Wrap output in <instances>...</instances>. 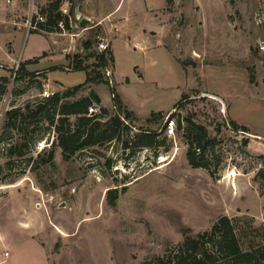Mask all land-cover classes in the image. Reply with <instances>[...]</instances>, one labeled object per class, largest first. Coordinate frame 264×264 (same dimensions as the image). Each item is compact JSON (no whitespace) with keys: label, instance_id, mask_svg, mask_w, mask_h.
<instances>
[{"label":"rangeland","instance_id":"1","mask_svg":"<svg viewBox=\"0 0 264 264\" xmlns=\"http://www.w3.org/2000/svg\"><path fill=\"white\" fill-rule=\"evenodd\" d=\"M51 1L0 0V264H140L222 215L236 219L243 247L263 241L264 181L256 173L264 167V0H225L234 22L228 34L221 33V0H199L201 14L194 0H171L162 13L164 43L176 61L164 47L145 43L142 51L119 42L114 64L105 66L111 73L114 67L110 81L97 65L95 43L111 37L100 26L27 28L30 7L45 20ZM80 2L73 0L74 11ZM77 57L85 70L74 69ZM85 71L96 80L66 100L98 93L105 105H92L95 113L108 110L98 118L106 121L114 115V91L115 107L130 124L118 139L63 159L40 115L6 126L7 110L33 107L45 92L82 82ZM167 116L178 122L171 137L164 135ZM188 120L214 139L204 152L208 169L186 159ZM229 120L247 131L232 129ZM143 129L157 131L160 142L135 148L133 137ZM10 141L23 155H8ZM51 149L52 161L43 163Z\"/></svg>","mask_w":264,"mask_h":264},{"label":"trees","instance_id":"2","mask_svg":"<svg viewBox=\"0 0 264 264\" xmlns=\"http://www.w3.org/2000/svg\"><path fill=\"white\" fill-rule=\"evenodd\" d=\"M60 2L61 0L49 2L47 10L45 9L46 18L44 21L37 23L38 28L40 27L46 31H51L53 27L58 28L57 22L62 18L58 10ZM166 3L171 4V0H166ZM41 13H44V10H41ZM73 13L74 4L71 2L70 14L73 15ZM64 28L69 29L66 20ZM31 32L37 31L33 29ZM97 34L98 31H95L82 42L84 49L91 46L93 41L91 38L94 39ZM107 54L108 59L106 58ZM96 57L98 59L97 65L103 67L106 66L107 60H113L110 50L99 52ZM27 61L31 62L33 60L29 59ZM76 62L74 65L75 70H85L87 68L79 58L76 59ZM95 80L94 76L87 73L82 83L65 88L63 91L53 92L51 95L39 99L33 107L26 104L24 107H13L7 110L5 113L6 126L15 128L18 122L21 126L25 123V120L40 115L41 118L45 119L48 126L54 130L56 136L52 145L60 147L63 159H69L85 147L118 139L120 128L123 126L126 130H130V124L127 122V116H121L120 110L115 107L116 102L119 103V99L114 91L112 95L114 115L106 121L98 120V118L108 113V110L104 107L101 108L99 113H88L89 106L100 102L97 94L91 92L87 96L72 101L66 100V98L73 96L84 84ZM98 80L101 81V78ZM71 116L74 118L73 122L70 120ZM228 124L232 129L247 131L246 126L239 125L234 120H229ZM186 130L190 132V138H192L188 142L185 153L188 163L192 167L208 169L209 164L204 152L208 144L211 147L213 146L214 139L207 138L204 128L194 124L191 125L189 120ZM156 135L157 131L155 130H141L133 137L135 148L155 146L160 142L157 140ZM131 142L132 140H125V147H130L129 143ZM17 145L13 141L8 142L6 149L8 155H23L22 149L17 150ZM52 159L53 149L43 158V163H49ZM256 177L264 181V167L257 171ZM109 201L113 203V198ZM235 220L222 215L211 224L208 230L193 234L186 230L182 240L177 245L168 248L161 255L143 260L140 264H264V232L259 234L260 239H263V241L254 242V240H249L246 246L243 247L235 230V222H233ZM251 230L252 232H258V229L252 226ZM244 234L247 235L248 233L245 232Z\"/></svg>","mask_w":264,"mask_h":264},{"label":"crops","instance_id":"3","mask_svg":"<svg viewBox=\"0 0 264 264\" xmlns=\"http://www.w3.org/2000/svg\"><path fill=\"white\" fill-rule=\"evenodd\" d=\"M209 1L216 3L218 0ZM221 1L225 5L223 12V21L225 22V27L221 30V33L228 34L227 31L229 28L227 25H232L234 22L231 20V18H228L230 13L228 10H226L228 7H226L225 0ZM194 2L201 14L202 7L199 3V0H194ZM29 4L30 0H28V6ZM79 4L78 11L81 15L90 19V27L100 26V30L104 35L109 37L111 36L109 41V49L113 56V64L115 62L116 45L119 42H123V44H125L127 47H130L128 44L131 42V46L134 49L138 48L142 51L147 50L148 45L153 44L155 46L164 47L167 54L170 55L174 61H176L169 53V50L165 45L166 43H164L169 39L167 36L169 35V32H167V28L165 27V24H163L166 19L162 14L164 11H166V0H113L112 3L108 0H81ZM20 6L22 7V10L25 9L24 5L20 4ZM17 7L19 6L17 5ZM12 9L15 8L13 7ZM25 10L27 12L28 8ZM201 23L203 24V21ZM114 28H117V30H114ZM165 34L167 35L165 36ZM150 39H152V41H150ZM145 43H148V45H145ZM26 59H31V57ZM86 76L87 72L85 71V77L83 81L85 80ZM113 76L114 67L112 69L111 79L114 78ZM50 84L51 79L48 75V85ZM115 84L117 86L116 81ZM116 91V93L120 95L117 87ZM97 95L99 96L100 104L105 105L103 103L102 97L98 93ZM106 106H109V104Z\"/></svg>","mask_w":264,"mask_h":264},{"label":"built area","instance_id":"4","mask_svg":"<svg viewBox=\"0 0 264 264\" xmlns=\"http://www.w3.org/2000/svg\"><path fill=\"white\" fill-rule=\"evenodd\" d=\"M73 0H61L59 5V12L62 16L61 19L58 20L57 25L64 30V24L65 20L68 23L69 28L74 25L73 18L74 16L70 14V5ZM44 21V18L42 14L38 13L34 7H30L29 13H28V19L26 20L27 28L36 29L37 23ZM66 29V28H65ZM114 30H117V28H114ZM70 35L74 36L75 33H70ZM95 47L99 52H107L109 50V41L107 38H99L96 43ZM105 75L108 77L107 80L110 81L111 79V71L109 68L105 67ZM46 96H49L48 92H45ZM97 112V107H94L93 105L88 107V113H95ZM165 123H164V135L167 137L174 136L175 134V128L177 125V122L175 121L174 116H167L165 117ZM7 255V252L5 253Z\"/></svg>","mask_w":264,"mask_h":264},{"label":"water","instance_id":"5","mask_svg":"<svg viewBox=\"0 0 264 264\" xmlns=\"http://www.w3.org/2000/svg\"><path fill=\"white\" fill-rule=\"evenodd\" d=\"M73 16H74L73 21L75 26L81 28L87 27V23L88 21H90L88 17L81 15L77 10L74 11Z\"/></svg>","mask_w":264,"mask_h":264},{"label":"bare ground","instance_id":"6","mask_svg":"<svg viewBox=\"0 0 264 264\" xmlns=\"http://www.w3.org/2000/svg\"><path fill=\"white\" fill-rule=\"evenodd\" d=\"M165 159H166L165 157H161L160 161H163V160H165Z\"/></svg>","mask_w":264,"mask_h":264}]
</instances>
